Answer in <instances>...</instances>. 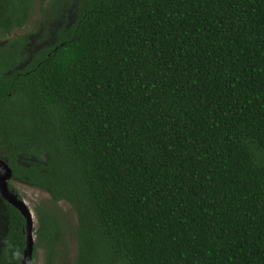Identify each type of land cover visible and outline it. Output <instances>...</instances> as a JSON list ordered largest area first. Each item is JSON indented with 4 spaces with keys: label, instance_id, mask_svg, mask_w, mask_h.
<instances>
[{
    "label": "trees",
    "instance_id": "16d2710c",
    "mask_svg": "<svg viewBox=\"0 0 264 264\" xmlns=\"http://www.w3.org/2000/svg\"><path fill=\"white\" fill-rule=\"evenodd\" d=\"M3 37L0 158L49 193L32 264H264V0H0ZM25 226L0 196V264Z\"/></svg>",
    "mask_w": 264,
    "mask_h": 264
},
{
    "label": "water",
    "instance_id": "95a60500",
    "mask_svg": "<svg viewBox=\"0 0 264 264\" xmlns=\"http://www.w3.org/2000/svg\"><path fill=\"white\" fill-rule=\"evenodd\" d=\"M12 179V168L6 160L0 158V196L2 199L7 200L19 209L26 219V226L24 230L26 236V247L21 264H32L35 243L34 213L26 201L23 198H20L19 194L15 193L10 188L9 184Z\"/></svg>",
    "mask_w": 264,
    "mask_h": 264
},
{
    "label": "rangeland",
    "instance_id": "374dc122",
    "mask_svg": "<svg viewBox=\"0 0 264 264\" xmlns=\"http://www.w3.org/2000/svg\"><path fill=\"white\" fill-rule=\"evenodd\" d=\"M38 16H39V13H34L31 20L27 23L26 27L21 31L13 33L11 36H15L16 34H27V32H30L31 30H35V32L37 33L38 30H40V28H42L40 25V21H39ZM36 35H38V34L31 36L32 41H33V38L36 37ZM7 40H8V37H3L2 39H0V45L4 44ZM28 51H29V48H28ZM10 183L15 186V188L19 191V193L21 194L23 199L26 201V203L33 210V213H34V229H35L37 227V224H38V219H37V215L35 212V205L41 199L49 197V193L40 189V188L33 187V186L29 185L28 183L20 181L18 179L13 178L12 180H10ZM61 206L64 208V210H66L71 215L72 222H74V224H76V222H77L76 215L72 211L71 207L65 202L61 203ZM70 242H71V248L70 249L72 252L71 257H73V255L75 253V242L73 239L70 240ZM33 264H44V258H43L42 251H39V253L37 254V258L35 259Z\"/></svg>",
    "mask_w": 264,
    "mask_h": 264
}]
</instances>
